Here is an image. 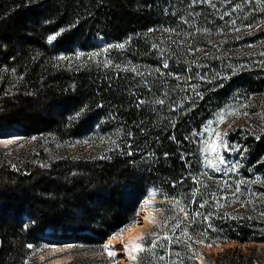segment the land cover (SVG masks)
<instances>
[{
    "label": "trees",
    "instance_id": "16d2710c",
    "mask_svg": "<svg viewBox=\"0 0 264 264\" xmlns=\"http://www.w3.org/2000/svg\"><path fill=\"white\" fill-rule=\"evenodd\" d=\"M228 109L249 117L219 163L206 129ZM14 130L34 142L0 148V264H48L46 234L99 249L153 192L168 219L140 264H201L209 240L264 247V0H0V134Z\"/></svg>",
    "mask_w": 264,
    "mask_h": 264
},
{
    "label": "rangeland",
    "instance_id": "374dc122",
    "mask_svg": "<svg viewBox=\"0 0 264 264\" xmlns=\"http://www.w3.org/2000/svg\"><path fill=\"white\" fill-rule=\"evenodd\" d=\"M97 44L101 45V46H105L106 42L103 39H100L97 41ZM230 113H235V114L233 115V117L229 118L228 116L232 115ZM239 113L240 112H238L235 109H230V110L228 109L227 111L219 113L217 115V117L208 126V132L211 135L213 143H215L217 145L218 149L225 142V137H226L227 133L231 129L239 126L240 124H243L244 120L249 117L248 114H245V116H241ZM221 115H224L225 119L223 122H218ZM217 132L222 134L220 140L216 139L215 134ZM6 133L4 136H2L4 133L0 134V148H7L9 153L12 152V150H14V149L26 148L28 145L33 144V142H34V139L27 137L22 130H19L16 134L17 135L16 136L17 141L13 142L11 145L6 146L1 141V139L4 137H7L9 134H12V131H9V133L8 132H6ZM225 133H226V135H225ZM4 146H6V147H4ZM89 150H91V145H88V144L74 145L69 149V151L71 153H75V154H79V153H83V152L86 153ZM147 197H151L152 199H154V200H151L149 202V207H150L151 213H152L151 217L146 222V220L144 218V214H142V211L140 208V204L142 202L141 201L139 206H138V209H137L138 210V216H137V220H136L135 224H137L139 226L138 227L139 228L138 233H141V236L148 237V239L140 241L143 245V250L136 254L137 255L136 261H132V260L127 258L125 252L122 251L123 245H119V246L115 245L114 247L117 249L116 256L114 258H109L108 252L103 247L106 244V241H107L106 238H108V237H106L104 239L105 241L103 240L102 247L99 249L87 248L86 246H83V245H77L75 239L65 240L69 243L70 247L68 249H66V251L63 250V252H61V253L57 252L56 256H53L55 253L54 254L50 253V249L52 247L58 245L59 243H58V241H51L52 240L51 238H53L55 240H58V238L53 237V236H50V237L47 236L49 234H46L44 236L46 238V239H44L45 245H49V246L45 247V249L42 252L37 254L38 261L41 262V261L47 260L48 264H55L56 262H60V263H56V264H63V263H67V262L71 261L72 259L85 258L86 260L84 261V264H91L92 262H97V264H123L124 261L129 262V264H140L141 253L145 250L147 243L150 241V239H153L154 237H156V236H151L150 234L158 233V229L160 228V222H161V214H162V210H163L162 207L159 206L160 201L155 197V195H152V193H151ZM147 197H145V198H147ZM129 228L124 229V231L128 230ZM124 231L120 230L114 234L119 233V235L121 237H123ZM114 234L111 236H115ZM59 241H61V240H59ZM62 241H63V239H62ZM263 250H264V247L262 245H257L253 242L252 243H246V244H240L238 242H219L217 244H213V247H211V248L207 247L206 245H202L201 249H200V253H202L203 255L200 256L199 258H197V257L196 258L201 264H209V261H207V259L205 258V255L212 257L214 260V259H217L219 255L224 254L227 251L235 252L238 254H240V253L241 254H247L251 251L261 252ZM40 254H43V256H41ZM47 255L50 256V260L46 259ZM55 257H58V258L62 257V258H60V260H54Z\"/></svg>",
    "mask_w": 264,
    "mask_h": 264
},
{
    "label": "snow or ice",
    "instance_id": "6c2138e0",
    "mask_svg": "<svg viewBox=\"0 0 264 264\" xmlns=\"http://www.w3.org/2000/svg\"><path fill=\"white\" fill-rule=\"evenodd\" d=\"M61 31H63V30H61ZM60 34H61L60 32H57L55 35L49 36V37H48L49 42H52V41L56 40L57 37H58ZM117 47H121V48H122L123 45H122V44H121V45H117ZM105 51H106V50H105ZM79 55H83V54L80 53ZM91 55H92V56H95V55H99V53H93V54H91ZM58 59H66V57H58ZM164 67H167V64H165ZM133 71H134V69H133ZM161 102H162V101H161ZM230 114L234 115L235 113H230ZM245 114H246V113H245ZM224 119H225V116H224V115H221L220 118H219V121H218V122H223ZM206 131H208V129H206ZM215 135H216V139H217V140H220V139H221V135H222L221 133L217 132ZM225 135H226V133H225ZM223 147L227 148L228 146H227V144H224ZM209 150H210L212 153H215V154H216V158H217V161H218L219 163H224V158H223V156L219 155V153H218V147H217V145H216L215 143L210 144L209 147L205 149L206 152L209 151ZM208 165L211 166V167H213V168H216V163H213L212 160H209V161H208ZM217 170H219V169H217ZM240 183H244V181H240ZM236 191L238 192V191H239V188H237ZM152 195H155V193L153 192ZM144 203H145V205H148L149 202L146 200ZM201 207H203V205H201ZM180 211H182V212L185 213V218H188V213L185 211L184 208H180ZM198 215H200L199 212H196V213L193 214V216H198ZM262 215H264V213H262ZM167 219H168V218H165V221L160 225V227H165V226H166ZM205 219H207V217H206ZM178 226H179V223H177V225H174V226H173V230L175 229V227H178ZM209 227H211V225H209ZM121 231H124V229H121ZM185 234H186V233H185ZM114 235H119V233L114 234ZM150 235H151V236H158L159 234H158V233H152V234H150ZM202 235H204L205 237L207 236L206 233H202ZM145 239H148V237H146V236H140V237L137 238L136 241H134V242H130V243H128V244H124V245L122 246V251L125 252V254H126V256H127L128 259H130V260H132V261H136V260H137V255H136V254L139 253V252H141V251L143 250V245H142V243H141L140 241H143V240H145ZM165 239H171V237H167V236H166ZM189 239H191V237H189ZM177 242H179V241H177ZM196 242H197V243H205L206 241H204V240H198V241H196ZM48 246H49V245H43V247H48ZM206 246L209 247V248H211V247H213V244H212V242L209 240V241L206 242ZM217 246H218V245H217ZM73 247H74V246H73ZM81 247H82V246H81ZM103 247H104V249L108 252V256H109V258H114V257L116 256V252L113 251L114 245H108V244H105ZM27 248H29V249H33V248H34V245H32V244H28V245H27ZM37 250H39V248H37ZM202 255H203V254L200 253L199 251H197V252L195 253V256H196L197 258H199V257L202 256Z\"/></svg>",
    "mask_w": 264,
    "mask_h": 264
},
{
    "label": "bare ground",
    "instance_id": "6f19581e",
    "mask_svg": "<svg viewBox=\"0 0 264 264\" xmlns=\"http://www.w3.org/2000/svg\"><path fill=\"white\" fill-rule=\"evenodd\" d=\"M17 131H13L12 134H9L7 137H4L1 139V141L4 143V145H11L13 142L17 141ZM150 202L152 199L151 197H147L145 199L142 200L141 204H140V208L142 211V214H144V218L146 220V222L148 221V219L151 217V209L149 207V203L148 205H145V201ZM141 214V213H140ZM139 226L137 224H134L133 226H131L128 230L123 232V237H121L120 235H115V236H110L108 238H106V244L108 245H124V244H128L130 242H134L137 240L138 237L141 236V233H138V228ZM228 244V243H227ZM66 245V246H65ZM70 247L69 243L67 241H65L63 244L60 245H56L54 247H52L50 249V253L54 254L53 256H56L57 252H63V250L66 251V249H68ZM113 251L117 252V249L114 247ZM63 254V253H62ZM41 256H43V254H40ZM60 258L62 257H55L54 260H60ZM56 263H60V262H56ZM55 263V264H56ZM123 264H129V262H123Z\"/></svg>",
    "mask_w": 264,
    "mask_h": 264
},
{
    "label": "water",
    "instance_id": "95a60500",
    "mask_svg": "<svg viewBox=\"0 0 264 264\" xmlns=\"http://www.w3.org/2000/svg\"><path fill=\"white\" fill-rule=\"evenodd\" d=\"M51 241H53V240H51ZM105 241V240H104ZM58 245H60V244H63L64 243V241H58ZM46 259H48V260H50V256L49 255H47V258Z\"/></svg>",
    "mask_w": 264,
    "mask_h": 264
}]
</instances>
